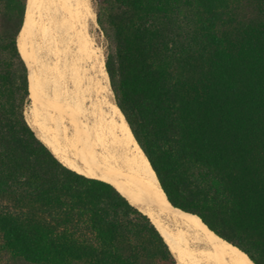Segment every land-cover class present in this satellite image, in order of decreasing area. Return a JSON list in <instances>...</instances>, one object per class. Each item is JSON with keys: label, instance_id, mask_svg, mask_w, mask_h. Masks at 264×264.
<instances>
[{"label": "trees", "instance_id": "1", "mask_svg": "<svg viewBox=\"0 0 264 264\" xmlns=\"http://www.w3.org/2000/svg\"><path fill=\"white\" fill-rule=\"evenodd\" d=\"M94 1L115 104L167 200L264 264V0ZM23 13L16 0L0 24V264H177L145 214L27 123Z\"/></svg>", "mask_w": 264, "mask_h": 264}, {"label": "bare ground", "instance_id": "2", "mask_svg": "<svg viewBox=\"0 0 264 264\" xmlns=\"http://www.w3.org/2000/svg\"><path fill=\"white\" fill-rule=\"evenodd\" d=\"M88 2L26 0L17 47L28 69L32 109L30 124L27 123L39 131L37 137L63 165L111 184L145 214L177 264H255L242 250L208 230L197 215L170 204L118 105L109 103L110 118L84 107L88 87L81 86L79 66L75 63L80 58L76 57L70 64L55 63L49 67L37 56L36 36L49 47L56 45L58 37L64 36V40L72 42L74 36L78 53L88 51L84 27L90 14ZM75 23L83 30H75ZM97 71L109 85L103 57L98 61ZM66 72L73 89L67 87ZM38 104H43L42 110Z\"/></svg>", "mask_w": 264, "mask_h": 264}, {"label": "rangeland", "instance_id": "3", "mask_svg": "<svg viewBox=\"0 0 264 264\" xmlns=\"http://www.w3.org/2000/svg\"><path fill=\"white\" fill-rule=\"evenodd\" d=\"M88 1H89L88 2L89 7H90V14L88 15V18L85 20V23H84L85 24L84 25L85 34H86V39H87V43H88V51L86 53L85 52L78 53L77 44L74 41L75 40L74 36H73L72 42H68V41L64 40V36L58 37L56 39V41H57L56 45L51 44L50 47L47 44L42 42V39L40 36H36L34 38V41L39 44V47H38L39 50L36 49L37 56L39 57V59L42 62H44V64L48 65L49 67H53V65H55V63H58L60 66H62L63 63L68 64V62L70 64L76 57L80 58L75 63L79 66V75L82 79L81 80V86H82V88H85V89L87 87L89 88V89L87 88L85 91L84 107L88 111H93L95 113L100 112V113L105 114L106 117L110 118V117H112V112L110 111L111 109H110L109 103L110 102L115 103L114 95H113V92L110 88V84L108 85L103 79H101L99 72L97 71L99 59H101L102 57H103V59L105 58L107 41H106V38L103 34V31L101 30V27L99 26V24L96 21V10H97L96 2L94 0H88ZM7 2L2 7V10L0 11V24L1 23L4 24L6 22L7 11L9 9V7L14 2H16V0H7ZM25 4H26V0H24V11H25ZM23 18H24V13H23ZM89 22H91V23L89 24ZM74 25H75L74 26L75 30L82 29L79 23H75ZM34 48H35V46H34ZM68 56H69V58H68ZM80 65H82V66H80ZM66 79H67V81H66L67 87L69 89H73V84L69 80L68 73L66 75ZM85 84H88V85H85ZM109 90H111V92ZM47 92H48L49 96L51 97L52 91L50 88L47 89ZM87 98H88V100H87ZM41 105H43V104L37 105V107L40 110H42ZM31 109H32V102H31V99L28 97V100L24 106V117H25L26 121L29 122V124H30V120H31ZM105 112H107V114ZM114 119L116 120V118H114ZM30 127L33 128V131L35 132L36 136H38L39 131L37 129H35L33 126H30Z\"/></svg>", "mask_w": 264, "mask_h": 264}, {"label": "water", "instance_id": "4", "mask_svg": "<svg viewBox=\"0 0 264 264\" xmlns=\"http://www.w3.org/2000/svg\"><path fill=\"white\" fill-rule=\"evenodd\" d=\"M183 211V210H182ZM185 212V211H184ZM208 229V228H207ZM208 230H210V229H208ZM215 234V233H214ZM218 236V235H217ZM221 238V237H220Z\"/></svg>", "mask_w": 264, "mask_h": 264}]
</instances>
